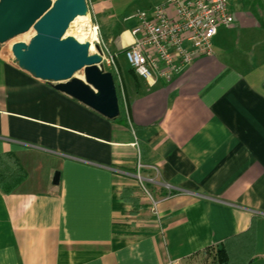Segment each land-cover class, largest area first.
<instances>
[{
  "label": "crops",
  "instance_id": "1",
  "mask_svg": "<svg viewBox=\"0 0 264 264\" xmlns=\"http://www.w3.org/2000/svg\"><path fill=\"white\" fill-rule=\"evenodd\" d=\"M135 1L163 0H91L127 97L116 119L0 53V154L27 172L14 192L0 189V264H204L224 242L264 264V0H230L234 23L213 55L155 85L123 54ZM138 151L157 169L145 171L161 183L150 184L156 196L173 187L157 217L130 176Z\"/></svg>",
  "mask_w": 264,
  "mask_h": 264
},
{
  "label": "built area",
  "instance_id": "2",
  "mask_svg": "<svg viewBox=\"0 0 264 264\" xmlns=\"http://www.w3.org/2000/svg\"><path fill=\"white\" fill-rule=\"evenodd\" d=\"M87 5L89 9L88 1ZM131 18L136 20L132 30L134 40L123 54L135 74L149 85L161 80L170 82L195 60L212 56L213 39L218 29L234 23L230 0H163L150 9L137 10ZM90 27H93L96 37L89 43L99 45L102 56L99 65L112 73L120 108L128 112L118 55L113 54L103 43L99 25L90 23ZM146 170H153L157 175V169L145 164L138 151L135 171L130 176L141 195H144L142 197L148 203L149 212L157 217L159 204L172 196L173 187L162 185L168 194L156 196L150 184L159 186L161 183L157 181V176H147Z\"/></svg>",
  "mask_w": 264,
  "mask_h": 264
},
{
  "label": "water",
  "instance_id": "3",
  "mask_svg": "<svg viewBox=\"0 0 264 264\" xmlns=\"http://www.w3.org/2000/svg\"><path fill=\"white\" fill-rule=\"evenodd\" d=\"M89 13L86 0H0V44L28 33L27 41L11 46V58L36 79L61 91L108 119L121 115L116 83L102 65L101 49L66 36L71 23ZM84 71L85 79L76 77ZM56 172L53 184L58 185Z\"/></svg>",
  "mask_w": 264,
  "mask_h": 264
},
{
  "label": "trees",
  "instance_id": "4",
  "mask_svg": "<svg viewBox=\"0 0 264 264\" xmlns=\"http://www.w3.org/2000/svg\"><path fill=\"white\" fill-rule=\"evenodd\" d=\"M26 178L27 172L14 153L7 152L0 154V189L4 193L14 192ZM123 194V198L133 203L132 215L140 216L144 206L137 198L132 196V190L126 189ZM207 250L211 251L209 264H251L252 262V257L249 256L246 249L240 251L237 249L233 250L228 247L226 242L218 247H211Z\"/></svg>",
  "mask_w": 264,
  "mask_h": 264
},
{
  "label": "rangeland",
  "instance_id": "5",
  "mask_svg": "<svg viewBox=\"0 0 264 264\" xmlns=\"http://www.w3.org/2000/svg\"><path fill=\"white\" fill-rule=\"evenodd\" d=\"M88 2H89V14L87 15V17H88V21L87 22H90V23H92L93 25H95V23L96 24H98L97 23V21L94 19V16L92 15V4H91V0H87ZM141 6H140V3L138 2V1H135V2H133V4L131 5V7H130V9H129V12L130 11H134V10H137L138 8H140ZM93 28V27H92ZM73 31H75V29L73 30ZM72 31V33H71V35L70 36H73L74 35V32ZM226 31V28H219V30H218V34H217V36H216V39H219L221 36H222V34H223V32H225ZM35 34V31H31V32H29V33H25V34H21V35H19V36H17V37H15V38H13V39H11L10 41H8L7 43H4V44H0V53L1 52H3V53H5L6 51H8L9 52V54H10V51H11V46L14 44V43H16V42H21V41H27V40H29V38L30 37H32L33 35ZM6 57V56H5ZM10 57H11V55H10ZM8 59H10V60H13V58H9V57H7ZM76 77H78V78H80V79H85V74H84V71H80V72H78L77 74H76ZM137 187V186H136ZM137 190L139 191V193H140V195H141V191L139 190V188H137ZM143 195V194H142ZM142 195H141V197H142ZM144 196V195H143ZM142 199L143 200H141V201H144V205L145 206H147L148 205V203H147V201L144 199V197H142ZM147 209V211L146 212H149V210H148V207H146ZM143 211H145V209L143 210ZM150 213V212H149ZM210 260H211V257H209V259L206 257L205 258V262H204V264H209L210 263Z\"/></svg>",
  "mask_w": 264,
  "mask_h": 264
},
{
  "label": "bare ground",
  "instance_id": "6",
  "mask_svg": "<svg viewBox=\"0 0 264 264\" xmlns=\"http://www.w3.org/2000/svg\"><path fill=\"white\" fill-rule=\"evenodd\" d=\"M88 21L87 16H80L76 18L70 25L66 36H70L72 31L75 29L73 37H75L80 42H91L95 40L96 33L95 31L90 27V22ZM34 31L31 29L29 32ZM28 32V33H29ZM90 51L91 53L95 52V46L92 44L90 45Z\"/></svg>",
  "mask_w": 264,
  "mask_h": 264
}]
</instances>
